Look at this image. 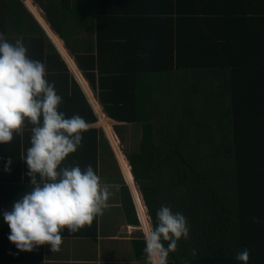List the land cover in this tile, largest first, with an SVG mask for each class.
<instances>
[{
  "label": "crops",
  "instance_id": "crops-1",
  "mask_svg": "<svg viewBox=\"0 0 264 264\" xmlns=\"http://www.w3.org/2000/svg\"><path fill=\"white\" fill-rule=\"evenodd\" d=\"M22 2L41 25L52 45L40 38L31 37L29 33L6 39L12 43L18 38L22 39L28 48L29 57L46 65V79L50 84H54L57 94L62 97L58 111L63 112L66 118L79 114L90 124L89 129L82 133L81 146L59 167L78 164L83 170L91 165L100 176L101 182L112 185L114 192L109 198V207L102 216L96 217L90 226H85L76 233H70L65 228L61 233L60 251L53 253L49 245L42 246L43 261L35 264H147V260H139L134 244L144 236V227L136 193L128 180L127 166L122 157L131 168L134 185L141 196L150 225L153 226L141 185L135 180L130 157L142 156L144 149L142 143L149 138L160 136L162 132H158V127L161 126L164 114L167 119L165 125L167 132L174 134L175 126L178 124L175 121L177 119H174L176 116L174 112L177 111L181 116L178 117L188 123V120L194 118L192 110L197 111L202 107L201 95L228 92V73L218 70L204 71L205 69L197 66V63L191 64L192 68H189L188 65L184 66V62L190 61L187 58L182 62L177 61L182 55L189 56L190 45L187 43L185 46L187 36H178V33L182 34L181 32L187 30L205 31L204 36L195 34L197 39L204 38L205 42H212L214 47L223 44V41L239 45L244 38L239 35V31H246L248 37L258 29L264 35V26L255 27L250 21L249 14V21L241 26L224 25L223 17L240 16L242 13H249L248 11L254 13L253 17L256 15L264 17V0H22ZM24 30L25 27L22 31ZM153 41L158 44L162 41L158 49L166 50V53L160 56V61L155 56H149L150 54L143 56L144 51L139 48L142 46L151 50L149 45ZM134 46H137L136 50L139 49L140 53L137 51V54L132 56L129 53L133 52ZM143 60L152 61L150 66L154 68L144 69L138 64ZM161 61L163 64L158 66ZM164 68H167V71H162ZM131 77H134L135 81L130 82L128 79ZM74 82L79 85L82 95ZM261 84L263 89L264 80ZM112 92L121 97L116 99ZM132 93L134 109L127 102V97L129 98ZM163 94L169 96L164 97ZM226 105L227 103L224 106ZM164 110L166 112L163 114L161 111ZM219 112L220 109L217 113ZM218 117L215 128L210 129L213 134L209 137L224 143L228 138L231 140V135H224L231 133L227 130L221 133L220 114ZM32 127L33 125L26 121L22 134L14 133L9 144H0V240L4 239L3 241L8 244L10 228L4 222L3 213L10 210L13 202L31 187L30 177L27 175L29 169L21 157L31 146ZM184 133L190 137L192 135L186 130ZM191 145L188 144L185 149L186 156L190 158L201 155L223 157L226 153L224 148L219 149V154H211L212 150L208 151L205 144L203 148L199 146L198 149ZM231 155L234 157L235 153L232 152ZM9 159L13 163L10 171L6 172L5 166ZM193 166L203 169L209 165L205 162L201 165L200 161H197ZM184 169L189 173V167L184 166ZM175 181L174 177L168 175L162 181L160 178L157 180L160 189L162 184L165 185V190L161 189L162 192L167 191L164 195L160 194L161 197L159 195L160 200L164 201L163 205L165 202L169 207L175 205L177 200L175 198L179 195L169 190L173 191ZM126 187L135 207V217L132 209L126 207L129 203ZM229 187L234 190L236 188L233 184ZM243 188L250 192L254 191L255 196L240 200L235 198L221 200L214 204L215 207L229 205L230 209L233 206H246L241 210L244 214L241 219L248 222L243 233L236 231L234 225L231 229L226 227L221 233L213 234L203 229L199 234H192L189 229L188 238L182 237L181 242L186 244L195 235L196 249L190 248L191 251L202 252L205 256L216 255L217 259L226 260L232 257L236 261L234 264H243L236 259V254L245 248L250 253L248 264H264V167L261 172H253L247 183L243 182ZM186 193L182 201L177 200V204L182 207L178 211L185 217L191 206L196 204L192 203L190 197H185ZM216 209L217 221H227L229 213L224 209ZM203 238L207 239L206 242L211 243V246L205 244V247H198L201 244L200 239ZM11 245L12 250H8L9 248L6 251L1 250L0 264H11L5 263L9 253L17 255V248L14 244ZM33 251L34 255H40V247ZM24 254L25 252H20L16 257L19 261L17 264H30Z\"/></svg>",
  "mask_w": 264,
  "mask_h": 264
},
{
  "label": "trees",
  "instance_id": "trees-1",
  "mask_svg": "<svg viewBox=\"0 0 264 264\" xmlns=\"http://www.w3.org/2000/svg\"><path fill=\"white\" fill-rule=\"evenodd\" d=\"M248 12L242 13L240 16H224V25H246V22L249 21V14L251 16L250 21H252L255 27L264 26L263 16L256 15L253 17V12ZM24 27L25 30L22 31ZM0 33L9 38L21 36L22 33H29L31 37L40 38L43 42L47 41L52 45L43 28L22 0H0ZM181 33H178V36H187L185 46L187 43L191 46L189 45V56L182 55L177 58V61L182 62L185 60L184 58H187L190 61L184 62V66L188 65L189 68H192L190 67L191 64L197 63V66L205 69L204 71L218 70L228 73V92L219 94L210 92L201 95L202 107L198 109L199 111L192 110V117L194 116V118L188 120V123H185L180 118L181 116L177 111L174 112L176 114L174 119H177L175 121L178 123L175 126L174 134L170 131L167 132L165 126L167 119L164 114L166 111H161L164 115L162 116L161 126L158 127V132L162 133L160 136L153 139L149 138L142 143L144 148L142 156L130 157L133 174L136 182L141 185L153 226L156 223V213L164 203V201L160 200L159 195L167 193V191L162 192L161 190H165V185L163 186L162 184L161 189L157 186V180L160 178V181H162L168 175L169 177H174L176 180L175 186L172 187L173 191L169 189L171 192L179 195L175 199L182 201L184 193L187 192L185 197H190L192 203H196L191 206L186 215L187 225L192 234H199L201 229L211 234L216 232L221 233L226 227L231 229L232 225H234L236 231L243 233L248 222L241 219V216H244L241 210H244L246 206H233L230 209L229 205L215 207L214 204L221 200L228 201L232 198L240 200L255 196L254 191L244 190L243 182L244 184L247 183L248 177L253 172H261L264 167V157H261L264 156V88L262 89L261 84L264 80V35L258 29L255 30L252 36L249 35L248 37L246 31H239V35L244 37L241 39V44L235 45L234 43H230V41H223V44H218L214 47L212 42H205L204 38L197 39L195 34H202L204 36L205 31L187 30ZM154 42H150L149 46L151 50L142 46H139V48L143 49V56L150 54L149 56H155L160 61V56L166 53V50L158 49L162 41L159 44ZM136 47H132L133 52L129 54H132V56L136 55L139 50H136ZM133 61L135 62L136 60L133 59ZM150 62L152 61L143 60L138 62V64H141L144 69L149 70L150 68H154L150 66ZM162 64L161 61L158 66ZM170 64L173 66L172 63ZM163 66L166 67V64ZM179 67L181 68L180 65ZM171 68L173 69V67ZM183 68L186 69L185 67ZM162 71H167V68L162 69ZM128 80L130 82L135 81L134 77ZM73 84L78 86V91L82 95L79 85L76 82ZM116 84L119 85V83ZM114 92H112V96L118 98L120 95H114ZM163 96L169 95L163 94ZM129 98L127 97V102L134 109L133 93L129 95ZM226 103L227 105L224 106ZM218 109H220L219 113H217ZM217 114L218 116L220 114L221 133L225 130L231 133H223L225 134L224 136L231 135V140L228 138V140H224V143L217 142L213 137H209L210 134H213L210 129H214L219 120ZM185 130L188 133H192L191 137L184 133ZM188 144H192L191 146L197 149L199 146L203 148L205 144L208 151L212 150L211 154H219V149L221 150V148H224L226 153L223 157L201 155L197 156V158L193 156V158H190L185 153ZM232 152L235 153L234 157L231 155ZM197 161H200L201 165L205 162L210 167L207 166V168L203 169L194 167L193 164ZM184 166L189 167V173L185 171ZM219 169L221 172H219ZM231 184L236 186L235 190L230 189L229 186ZM225 186L228 187L226 188ZM126 195L129 201L126 207L132 209L133 216L135 217V207L128 187H126ZM177 200L175 201V205L170 207L173 213L179 212L178 209L182 208L181 205L177 204ZM167 205L165 202L163 206ZM216 208L224 209L229 213L227 221H217L215 217ZM3 240H0V252L2 249L6 251L7 248H9L8 250H12V243L9 242L8 244ZM194 241L195 235L186 244L185 242L183 244L179 240L176 251L169 253L166 263L234 264L236 262L232 257L226 258V260L217 259L216 255L207 254V257L202 252L196 250V255L193 256L191 249H196ZM200 241L201 244L198 247H205V244L208 247L211 246V243L206 242L207 239L203 238ZM163 243L167 247L168 242ZM134 244L137 247L136 252L139 260H146L143 251L146 246L144 236H141L140 240ZM19 253L18 249L16 251L17 255L9 253L5 263H19L16 258ZM24 257L30 261V264L42 262V246H40V255H34V251H32L30 253L25 252Z\"/></svg>",
  "mask_w": 264,
  "mask_h": 264
},
{
  "label": "clouds",
  "instance_id": "clouds-1",
  "mask_svg": "<svg viewBox=\"0 0 264 264\" xmlns=\"http://www.w3.org/2000/svg\"><path fill=\"white\" fill-rule=\"evenodd\" d=\"M46 75V65L29 57L22 39L12 43L0 33V144H9L14 133L22 134L26 121L33 125L31 146L21 157L28 166L31 187L3 213L10 228L8 239L20 252L30 253L44 245L59 252L62 231L76 233L90 226L114 195L113 186L102 183L91 165L83 170L78 164L59 167L81 146L82 133L90 124L79 114L66 118L58 111L62 97ZM12 163L7 161L6 172ZM188 236L186 217L162 205L155 226L144 229L147 264H166L177 242ZM163 242H168L167 247ZM249 255L244 249L236 259L248 264Z\"/></svg>",
  "mask_w": 264,
  "mask_h": 264
},
{
  "label": "bare ground",
  "instance_id": "bare-ground-1",
  "mask_svg": "<svg viewBox=\"0 0 264 264\" xmlns=\"http://www.w3.org/2000/svg\"><path fill=\"white\" fill-rule=\"evenodd\" d=\"M38 18V17H37ZM39 19V18H38ZM42 21V20H41ZM46 28V27H45ZM47 29V28H46ZM50 33V32H49ZM109 130V129H108ZM116 147V146H115ZM122 157V156H121ZM122 159L124 160V164L127 166V177H128V180L130 182V185L132 186L133 190L135 191L136 193V200H137V204L138 206H140V213H141V219H142V223H143V227L145 229L146 226L150 225L149 223V220L147 218V212H146V209L144 207V204H143V201L141 199V196L139 194V192L137 191L135 185H134V180H133V175H132V172H131V168H129V165H128V162L126 161V159H124L122 157Z\"/></svg>",
  "mask_w": 264,
  "mask_h": 264
},
{
  "label": "rangeland",
  "instance_id": "rangeland-1",
  "mask_svg": "<svg viewBox=\"0 0 264 264\" xmlns=\"http://www.w3.org/2000/svg\"><path fill=\"white\" fill-rule=\"evenodd\" d=\"M150 223V222H149Z\"/></svg>",
  "mask_w": 264,
  "mask_h": 264
}]
</instances>
